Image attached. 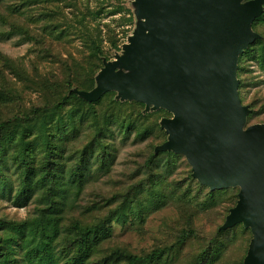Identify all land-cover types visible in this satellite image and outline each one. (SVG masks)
I'll return each instance as SVG.
<instances>
[{
    "label": "trees",
    "instance_id": "1",
    "mask_svg": "<svg viewBox=\"0 0 264 264\" xmlns=\"http://www.w3.org/2000/svg\"><path fill=\"white\" fill-rule=\"evenodd\" d=\"M96 1V7L87 3L82 8L83 0H25L37 4L39 13L33 21L42 35L39 29L0 14V20L10 25V33L40 43L47 54L52 49L44 34L62 38L73 33L82 48L79 56L59 57L61 78L54 72H40L36 65L30 75L25 65L9 58L4 63L19 80L10 82L0 69V108L4 107L0 111V195L7 192L17 207L32 200L37 203L31 217H0V264H172L188 244L201 237L195 228L196 214L217 209L224 220L237 203L240 187L211 190L193 177L190 166L182 180L186 185L172 191L180 201L184 223L171 244L141 254L114 245L111 224L137 227L144 223L152 208L166 202L161 168L172 171L185 156L173 150L156 151L168 138L161 125L163 118L172 116L166 109L146 110L145 103L118 98L115 90L93 101L78 94L96 85V75L110 54L121 49L126 34L125 27L122 36L110 23L102 24L101 14L116 10L107 11L105 0ZM19 9L17 5L12 12ZM132 20L131 15L123 17L121 25ZM250 27L258 37L239 55L237 67L240 100L249 107L247 126L259 122L264 108L257 109L256 99L245 100L249 65L256 63L264 73V5ZM19 83L37 94L29 107L21 106ZM116 134L122 139H148L149 153L141 164L145 177L123 192L81 205L78 199L93 166L104 174L111 170L116 158L111 138ZM10 163L19 180L15 189L6 171ZM222 225L205 237L188 264H244L251 229L242 222L227 229Z\"/></svg>",
    "mask_w": 264,
    "mask_h": 264
},
{
    "label": "water",
    "instance_id": "2",
    "mask_svg": "<svg viewBox=\"0 0 264 264\" xmlns=\"http://www.w3.org/2000/svg\"><path fill=\"white\" fill-rule=\"evenodd\" d=\"M138 1L144 21L124 46L127 71L105 62L100 81L78 94L93 101L115 90L146 110L171 112L161 121L168 138L156 151L183 154L211 190L240 187L221 228H250L244 264H264V123L246 125L237 78L239 55L258 37L250 24L264 0Z\"/></svg>",
    "mask_w": 264,
    "mask_h": 264
},
{
    "label": "rangeland",
    "instance_id": "3",
    "mask_svg": "<svg viewBox=\"0 0 264 264\" xmlns=\"http://www.w3.org/2000/svg\"><path fill=\"white\" fill-rule=\"evenodd\" d=\"M24 1L0 0V14L10 17L12 21L26 23L32 30H35V28L39 29V26H36V22L33 21V18H36L39 13L37 4L24 3ZM87 3L91 8L98 5L96 0H83L80 5L82 8H85ZM17 5L20 6V9L13 13L12 9ZM105 5L108 7L106 8L107 11L113 7L116 12L108 15L102 13L101 17L98 18L102 24L110 23L122 36L125 34L121 32L123 27L126 29L121 49L113 51L110 54L111 57L108 62L116 63L117 71L126 72L127 69L122 64L123 58L129 55L125 50V45L129 44L139 34L141 23L144 21V18L140 14L141 4L138 0H105ZM130 15L133 20L122 26V18L127 19ZM9 31L10 25L0 20V69L3 71L5 78L10 82H15L19 79L4 63L5 58L14 60L23 67L25 65L26 71L30 75H33L34 65H36L40 72H54L61 78L62 69L58 61L59 57H67L69 53H73L74 56L81 55V40L77 39L73 33L62 38L58 37L57 34H52L51 36L44 34L43 39H46L47 44L52 49V54H47L41 48L42 45L40 43L25 40L21 34L10 33ZM38 32L42 35L43 31L39 29ZM249 68V72L246 73L249 84L245 91V100L246 103H249L251 100L256 99L258 109L259 106L264 105V73L258 68L256 63H251ZM100 73L96 75V84L100 81ZM18 86L22 91V100H20L22 107H29L33 102H36L38 97L35 91L22 86L21 83ZM116 96L122 98L118 92ZM3 109L4 107L0 108V111ZM257 120L259 121L257 123H264V108ZM111 140L116 149V158L111 170L108 174H104L93 166L85 183L83 193L78 199V203L81 205H92L93 202L100 201L107 196H112L118 191L123 192L126 187H132L145 177L146 171L141 167V164L149 153L148 139L135 140L133 136L128 139H122L121 135L116 134ZM8 166L6 169L7 175L11 186L15 189L19 183L17 173L11 163ZM190 166L184 157L177 162L172 171L164 167L161 168L164 174L162 180L164 179L163 187L167 195L166 202L162 203V206L159 208H152L147 214L145 222L137 227L136 224L121 225L113 222L111 228L114 245L127 247L130 251L141 254L149 252L155 247L171 244L174 236L180 231L184 223L183 215L178 210V203L180 201L176 200L177 196L172 194V191L177 192L182 186L186 185L183 184L182 180L187 176ZM36 205V201L32 200L26 206L17 207L12 203L10 196L6 192L0 195V217L22 220L35 214ZM227 215H224L223 220L217 209L196 214L195 228L201 237L188 244L184 251L180 253L179 258L175 259L172 264H188L193 254L199 249L200 244H204L202 242L205 241V237L212 235L216 228L225 222ZM110 245L113 244L110 243ZM236 245H234V249L237 247ZM232 252L229 251L228 255Z\"/></svg>",
    "mask_w": 264,
    "mask_h": 264
}]
</instances>
